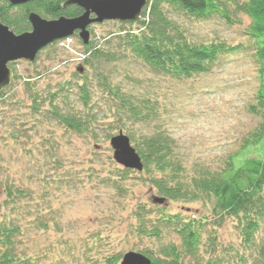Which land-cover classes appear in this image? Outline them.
<instances>
[{"label": "rangeland", "instance_id": "1", "mask_svg": "<svg viewBox=\"0 0 264 264\" xmlns=\"http://www.w3.org/2000/svg\"><path fill=\"white\" fill-rule=\"evenodd\" d=\"M169 16L191 41H218L236 49L223 54L209 73L176 81L154 74L126 49L121 51L118 35L136 31L138 24L107 21L89 26L88 45L76 32L42 50L32 63L9 64L16 79L13 76L0 98V174L31 192L18 212L26 216L27 236L21 249L40 264H100L112 254L155 252L171 240L177 243L173 234L159 241L135 235L133 212L142 205L155 221L151 206L157 193L145 173L131 174L127 180L116 178L109 140L120 131L136 142L163 131L174 140V154L188 174L197 168L220 169L258 128L260 120L249 111L260 85L254 41L246 35L251 20L238 15L228 24L218 16L208 21L176 13ZM89 46L113 54L115 62L99 60L85 66L83 61L92 54ZM103 78L122 93L148 100L143 104L151 108V119L135 123L122 115ZM83 82L89 89L90 107L80 100L78 88ZM61 84L69 85L68 104L91 119L90 132L78 135L53 119L41 121L33 114L30 97L55 92ZM263 152L264 141L248 147L241 157L260 158ZM161 208L189 220L210 217L212 206L167 200ZM239 240L234 222L227 220L216 231L215 248L219 254L228 247L239 251ZM204 243L206 250V239ZM228 260L232 259H224Z\"/></svg>", "mask_w": 264, "mask_h": 264}, {"label": "trees", "instance_id": "2", "mask_svg": "<svg viewBox=\"0 0 264 264\" xmlns=\"http://www.w3.org/2000/svg\"><path fill=\"white\" fill-rule=\"evenodd\" d=\"M147 1L141 18L127 22L129 25L138 24L137 30H129L127 33L121 31L123 34L118 35L121 37L118 44L121 51L126 49L154 74L176 81L190 80L209 73L223 54L236 48L218 41H191L184 28L172 20L170 14L184 15L195 21H208L218 16L228 24L234 23L238 15L251 20L246 35L254 41L260 85L255 105L250 106L249 111L260 120V124L242 141L240 151L230 156L220 169L209 171L197 168L188 174L179 157L174 154V140L163 131L141 136L137 142L132 136H127L130 144H134L131 146L140 157L143 169L140 172L124 169L112 156V165L117 167L116 178L127 180L131 174L145 173L147 183L157 193L152 198L151 206L157 214L155 221L150 220L151 211L142 205H138L133 212L135 235L159 241L163 237L170 239V234H173L177 242L171 240L160 246L158 251L141 254L149 258L151 264H248V260L252 264H264V152L260 158L241 157L248 147H256L264 141V0ZM63 3L64 0H31L22 6H11L0 0V22L19 35L30 31L28 15L32 12L46 20L62 16L75 18L82 14L76 7L63 9ZM91 52L83 61L85 66H91L92 61L112 63L116 60L113 54L96 47ZM102 80L104 87L118 102L122 115L129 116L135 123L151 119V108L143 104L148 100H139L133 95L122 93L118 87H110L104 78ZM68 86L61 84L52 93H34L30 97V109L41 121L50 122L53 119L66 130L78 135L86 134L92 129V121L68 104ZM78 91L83 105L90 107L86 82ZM2 92L0 98L3 97ZM55 164L61 169L62 164L57 159ZM108 181L112 182L111 178ZM30 197L31 192L25 186L15 187L7 177L3 179L0 174V264H40L36 257L28 256L21 249L22 240L27 236L24 230L26 216L18 212L22 203ZM155 199L163 202L156 203ZM167 200L210 204L211 215L189 220L171 215L161 208ZM227 220L234 222L240 238V250L228 247L223 254H219L215 248L216 231ZM35 221L42 228L46 227L41 218ZM260 234L263 236L259 237ZM205 239L208 247L206 250ZM121 258L120 254H112L103 258L100 264H120Z\"/></svg>", "mask_w": 264, "mask_h": 264}, {"label": "water", "instance_id": "3", "mask_svg": "<svg viewBox=\"0 0 264 264\" xmlns=\"http://www.w3.org/2000/svg\"><path fill=\"white\" fill-rule=\"evenodd\" d=\"M11 6H22L31 0H4ZM147 0H68L63 7L77 6L83 13L75 18L64 16L46 20L36 13L28 15L30 31L16 35L0 22V92L10 85L13 71L9 64L17 61L32 63L37 55L51 44L73 36L76 32L84 45L90 42L89 26L103 22H134L140 19ZM77 71L82 73V68ZM113 160L124 169L142 171L140 157L130 144L129 138L121 131L109 141ZM162 203L163 200L155 199ZM120 264H151L146 256L128 252Z\"/></svg>", "mask_w": 264, "mask_h": 264}, {"label": "flooded vegetation", "instance_id": "4", "mask_svg": "<svg viewBox=\"0 0 264 264\" xmlns=\"http://www.w3.org/2000/svg\"><path fill=\"white\" fill-rule=\"evenodd\" d=\"M68 0H66V1H64V3L62 4V8L63 9H66V8H71V7H76V8H78L77 6H74V5H68V6H66V7H63L64 6V4L67 2ZM79 9V8H78ZM81 10V9H80ZM82 11V10H81ZM82 13H83V11H82ZM77 35H78V33H76Z\"/></svg>", "mask_w": 264, "mask_h": 264}]
</instances>
